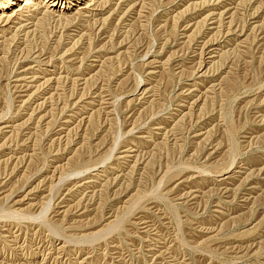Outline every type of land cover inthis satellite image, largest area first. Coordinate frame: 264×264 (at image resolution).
Returning a JSON list of instances; mask_svg holds the SVG:
<instances>
[{
  "label": "rangeland",
  "instance_id": "374dc122",
  "mask_svg": "<svg viewBox=\"0 0 264 264\" xmlns=\"http://www.w3.org/2000/svg\"><path fill=\"white\" fill-rule=\"evenodd\" d=\"M95 8L1 34L0 264H264V0Z\"/></svg>",
  "mask_w": 264,
  "mask_h": 264
},
{
  "label": "bare ground",
  "instance_id": "6f19581e",
  "mask_svg": "<svg viewBox=\"0 0 264 264\" xmlns=\"http://www.w3.org/2000/svg\"><path fill=\"white\" fill-rule=\"evenodd\" d=\"M19 0H0V38H3L1 35L4 31L8 34L13 35V30H18L20 27H28L29 23H24L29 20V18L34 13H40L43 15L51 16L52 18H65L63 13L71 9L74 6H77L79 10L87 9L93 10L98 3H103L104 0H24L19 6L17 2ZM103 5V4H102ZM102 7V6H101ZM98 8V7H97ZM127 11V10H126ZM89 12V11H88ZM91 12V11H90ZM58 13V14H55ZM62 13V15H61ZM232 13V12H231ZM36 18V17H35ZM99 18V17H98ZM107 18V17H106ZM227 18V17H226ZM138 20V19H137ZM69 22V21H68ZM24 23V25H22ZM32 24V23H31ZM33 25V24H32ZM14 28V29H13ZM99 30V29H98ZM36 31V30H35ZM62 31V30H61ZM21 32V31H20ZM15 33V32H14ZM7 34V35H8ZM25 34V33H24ZM6 35V34H5ZM28 35V34H27ZM33 35V34H32ZM5 37V36H4ZM13 37V36H12ZM15 37V36H14ZM6 38V37H5ZM10 38V37H9ZM4 39V38H3ZM23 39V38H22ZM5 40V39H4ZM24 40V39H23ZM14 41V40H13ZM12 41V42H13ZM0 39V46H1ZM80 44V43H79ZM7 45V44H6ZM221 45V44H220ZM2 47V46H1ZM4 47V46H3ZM1 49V48H0ZM1 51V50H0ZM27 51V50H26ZM2 52V51H1ZM33 52V51H32ZM64 53V52H63ZM58 56V55H57ZM210 56H213L210 54ZM2 57V56H1ZM0 57V58H1ZM2 59V58H1ZM0 59V60H1ZM13 63V62H12ZM3 64V63H0ZM10 64V63H9ZM23 64V63H22ZM24 67V66H23ZM26 68V67H25ZM53 73V72H52ZM59 76V75H58ZM21 77V76H20ZM23 81L30 82L31 79L23 77ZM64 78V77H63ZM19 78H17L18 81ZM21 80V81H22ZM33 80V79H32ZM35 80V79H34ZM33 80V81H34ZM48 80V78H47ZM20 81V79H19ZM36 81V80H35ZM38 81V80H37ZM61 81V80H60ZM24 84V83H23ZM30 85V84H29ZM91 85V84H90ZM22 86V85H21ZM20 86V87H21ZM25 86V84H24ZM23 86V87H24ZM31 86V85H30ZM29 87V86H27ZM32 87V86H31ZM25 89V88H23ZM29 89V88H28ZM55 90V89H54ZM89 90V89H88ZM29 91V90H28ZM54 92V91H53ZM197 102V101H196ZM77 121V120H76ZM185 122V121H184ZM126 146V145H125ZM109 181V180H108ZM80 200V199H79ZM20 204V203H19ZM131 209V208H130ZM46 210V209H45ZM2 213V212H1ZM5 215V214H4ZM21 217V216H20ZM13 219V218H12ZM70 225V224H69ZM71 228V227H70ZM114 229V228H113ZM57 234V233H56ZM96 234V233H95ZM91 245V244H90ZM124 251V250H123ZM149 251V250H148ZM174 256V255H173Z\"/></svg>",
  "mask_w": 264,
  "mask_h": 264
}]
</instances>
